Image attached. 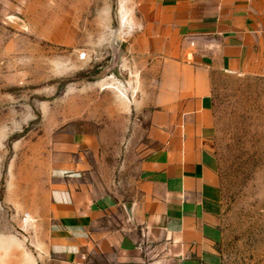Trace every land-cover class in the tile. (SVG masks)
Returning a JSON list of instances; mask_svg holds the SVG:
<instances>
[{
    "label": "rangeland",
    "instance_id": "374dc122",
    "mask_svg": "<svg viewBox=\"0 0 264 264\" xmlns=\"http://www.w3.org/2000/svg\"><path fill=\"white\" fill-rule=\"evenodd\" d=\"M148 2L0 0V264H59L42 251L48 179L100 161L110 103L142 119L160 70ZM213 102L222 264H264V79L218 77Z\"/></svg>",
    "mask_w": 264,
    "mask_h": 264
},
{
    "label": "crops",
    "instance_id": "0c3cea01",
    "mask_svg": "<svg viewBox=\"0 0 264 264\" xmlns=\"http://www.w3.org/2000/svg\"><path fill=\"white\" fill-rule=\"evenodd\" d=\"M146 12L160 70L142 119L110 103L100 165L48 179L42 251L59 264H222L214 80L264 79V0H149Z\"/></svg>",
    "mask_w": 264,
    "mask_h": 264
}]
</instances>
